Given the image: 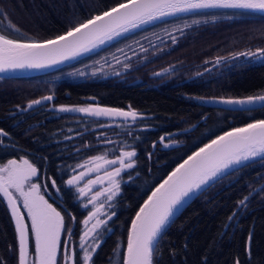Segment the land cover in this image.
Here are the masks:
<instances>
[{
    "label": "trees",
    "instance_id": "trees-1",
    "mask_svg": "<svg viewBox=\"0 0 264 264\" xmlns=\"http://www.w3.org/2000/svg\"><path fill=\"white\" fill-rule=\"evenodd\" d=\"M121 1L0 0V32L43 40ZM176 26H180L177 35ZM157 33L162 39L153 45L152 35ZM124 44H129L131 54L122 59V65L131 67L126 72L104 77L108 72L104 68L74 79L67 75L86 61L105 59ZM260 48H264V14L204 10L157 22L60 69L0 77V129L7 133L0 136V162L21 155L32 161L44 195L62 215H69L73 232L80 233L75 220L86 209L65 186L73 166L87 155L134 149L135 166L123 174L120 191L108 209L109 232L93 251L95 257L108 256L111 264H122L130 221L168 171L220 132L264 118L262 107L244 111L212 103L215 98L264 93V59L233 58L258 53ZM217 58H222L219 63ZM136 77L139 80L134 81ZM46 96L53 99L26 107ZM91 101L136 109L142 116L133 120L49 107ZM109 118L117 122L106 125L103 120ZM102 131L111 138H103ZM76 143L82 148L75 149ZM64 223L69 226L67 219ZM237 260L264 264V159L260 158L224 173L187 203L164 229L154 254V264H236ZM104 261L99 259V264ZM0 264H19L15 219L2 193Z\"/></svg>",
    "mask_w": 264,
    "mask_h": 264
},
{
    "label": "snow or ice",
    "instance_id": "snow-or-ice-1",
    "mask_svg": "<svg viewBox=\"0 0 264 264\" xmlns=\"http://www.w3.org/2000/svg\"><path fill=\"white\" fill-rule=\"evenodd\" d=\"M244 9L264 12V0H126L120 2L102 14L94 15L84 22H80L69 28L63 35L55 39L43 42H25L10 39L0 34V72L6 69L17 68H43L74 58L81 51H90L89 45L95 47L97 42L104 43L105 39H112L123 32L129 31V27L138 28L142 24L159 20L162 17L174 16L177 13L194 12L203 9ZM199 23V21H193ZM13 30L19 32V29ZM257 52L264 56V48ZM235 55L256 56L257 53H239ZM217 58V63L220 62ZM43 100H52V96H46ZM220 103L228 105H256L264 108V94L248 96L243 99L220 98ZM40 100H33L28 107L40 104ZM61 111H68L61 108ZM92 115L118 114L124 117L137 118L135 111L124 112L119 109L88 108L78 109ZM251 111L252 109H243ZM7 133L0 129V136ZM111 143V141H106ZM135 150L122 151L115 159L108 160L105 156L92 157L90 161L78 167L86 168L76 175L71 176L66 183L69 186L78 184L86 175L98 172L103 165H119L111 171H105L110 187L97 191L89 200L95 202L98 197L108 193L106 199L111 201L120 188L116 179L121 172L132 169L135 166ZM264 159V119L254 120L243 127L233 128L223 135L217 136L197 151L193 152L170 172L162 180L141 205L132 221V227L128 235L127 252L122 264H154V254L163 238L164 229L172 222V217L183 206L187 198L202 193L211 181H214L227 169L234 166H242L253 159ZM103 161V164L96 163ZM93 163L94 167H88ZM37 168L24 159L21 162L9 160L6 165L0 167V193L7 198L11 207V214L15 218V229L18 234V261L19 264H27L30 233L34 237L33 264H57V254L60 246L61 232L71 234V228L65 226L64 216L41 194L42 186L39 183H31V178L37 175ZM75 172V169H73ZM104 177L97 176L89 179L84 187L78 188L81 196L92 190V186L104 182ZM131 178V174L129 173ZM27 185V190H26ZM47 188V185L44 186ZM52 187H56V181L52 180ZM15 190L22 198L23 208L27 210V217L31 226L25 223L24 214L18 206V198L13 196ZM59 191V189H57ZM240 201L243 205L245 200ZM87 207V205H85ZM103 205L89 212V220L100 213ZM72 219H75L72 217ZM231 219V217H230ZM104 223L97 219L90 231H95L99 224ZM88 233L86 232L85 235ZM83 239V237H82ZM84 250V264L91 259V252ZM95 251V248H92ZM72 259L67 253L65 242V264ZM73 264L76 261L73 260ZM236 264H240L237 260Z\"/></svg>",
    "mask_w": 264,
    "mask_h": 264
},
{
    "label": "rangeland",
    "instance_id": "rangeland-1",
    "mask_svg": "<svg viewBox=\"0 0 264 264\" xmlns=\"http://www.w3.org/2000/svg\"><path fill=\"white\" fill-rule=\"evenodd\" d=\"M179 28H180V26H176V27L173 28V29H175L173 31L175 35H177L175 33V31H177ZM9 31H11V30H9ZM159 34L160 33L152 35V39H156L155 41H153V45L158 44L159 42H157V41L162 39V37H159ZM17 35L20 38H25L24 36H20L19 34H17ZM171 35L172 34H166L165 36L170 38ZM129 48H130L129 44H124L123 46L120 47L117 56H111V57L108 56V59H106L107 57L105 58L106 60L103 58V59H99V60L86 61L85 63L81 64L78 68L69 71L67 73V75H69V78L74 79V78H77L79 76H84L87 73H91L92 71H95V70H97V71L102 70V69H104L107 66H109L110 68H109L108 72L104 75V77L105 76L117 75V74L122 72L121 68L124 67L122 65V59L125 58V60H126L127 57L131 56V54L129 52ZM257 55L259 56L258 57L259 59H264V56H261L259 53H257ZM104 64H106V65H104ZM133 73L134 72L131 71L130 75L133 74ZM136 78L137 79H134V81L139 80V77H136ZM42 98L43 97L39 98V100H42ZM34 100H38V99H34ZM44 101H46V100H44ZM44 101H42V102H44ZM31 102H28L26 107H28V105ZM89 106H92L93 108H105L104 105H101V103L95 102V101L94 102L91 101L90 104H88V102H86V103H80V104H58V105H51L50 104L49 105V107L57 108L59 110L62 107L63 108H67V109H69V111H79L78 109L88 108ZM123 110H125V109H123ZM132 110H134L135 112H139L136 109H132ZM127 111H129V110H127ZM137 115L138 116H142V114H137ZM103 121L106 122L105 123L106 125H111L113 122H117V121H114L113 119H110V118H109V120L105 119ZM97 127H99V126H97ZM101 133H102L103 138H111V134L109 132L102 131ZM94 142L98 143L100 141H94ZM80 148H82V145L80 143H76L75 144V149H80ZM132 150H134V149L123 148V149L120 150V152L117 155H111L108 152H106V153H97L95 155H87L85 157L80 158L77 161V163L73 166L74 167L73 169H75V172L73 170L70 171V175L65 179V186L66 187H71L73 189V191L75 193V197H76L75 201H77L79 206L84 207L86 209V211L81 216L78 217L77 221L75 220V225L77 226V229L80 231V233H77V231L73 232V229L70 227L71 224H72V220L70 219L69 215L63 214L64 219H67L68 222H69V226H67L66 224H65V226L68 227V228H71V234L69 235L66 232H63V231L61 232L60 246H59V250H58V254H57V264H65V260H64L65 242L67 244V253L72 258V259H70L68 261V264H73V260L76 261V264H83L82 260H83V256H84V250H82L81 245H83V249L88 250L92 254L93 253L92 248L96 249L97 246L99 245V243L102 241V239L105 238L106 234L109 232V230L107 228V223L109 222L110 218L107 216V213H108V209H109V207L111 205V201L112 200L108 201L106 199L108 193H105L104 195H101L93 203H89V200L91 199V197L97 191H102L103 189L110 187V185L108 183V180H107V177H104V173H105V171H111L113 168L118 167L119 165H103V167L98 172L93 171V172L89 173L88 175H86L84 177L83 180L79 181L78 184H76V185L69 186L66 183V181L69 178H71V176L76 175V174H78L81 171H86V168L78 167V165H84L85 162L90 161L92 157L105 156L106 159L111 160V159H115L117 156H119L122 151H132ZM24 159L28 160L30 163H32L35 166V164L32 161H30L25 156L21 155V156H18V157L7 158L5 161L0 162V167L6 165L9 160H16L19 163V162H21ZM133 160H134V158H133ZM96 163L103 164V161H97ZM87 166L88 167H94V164L93 163H88ZM127 170L128 169H126L125 171L121 172V175L116 178L119 181V184L121 183V180L123 179V174ZM97 176L104 177V182L100 183V184L93 185L91 191H88L86 193V195L81 196L79 191H78V188L84 187V185L87 183V181L89 179H96ZM30 182L31 183H39V181L37 180V176L32 177ZM26 190H27V185H26ZM10 191L13 192V196L14 197L18 198V204L22 208V211H23V213H24V215L26 217L25 218V222H27V224L29 226V229H30L31 221L27 217V210L23 208L22 198L19 197V194L16 193L14 189L10 190ZM119 191H120V188H119ZM41 194L44 195V193L42 191V188H41ZM45 199H47L46 196H45ZM48 202L51 203L49 200H48ZM85 205H87V207H85ZM100 205H103V208L101 209L100 213H98L97 216L91 218L89 220L88 224L85 225L84 221L86 219H88L89 212H92L96 207H100ZM53 207H55V206L53 205ZM63 213H65V212H63ZM97 219H99L101 221H104V223L99 224L96 227L95 231H90V229H92V226L94 224H96ZM86 232L88 233L87 235H85ZM82 237H83V239H82ZM31 242H32V246H31ZM33 253H34V237H32L31 233H30L29 248H28V255H27V264H33Z\"/></svg>",
    "mask_w": 264,
    "mask_h": 264
},
{
    "label": "water",
    "instance_id": "water-1",
    "mask_svg": "<svg viewBox=\"0 0 264 264\" xmlns=\"http://www.w3.org/2000/svg\"><path fill=\"white\" fill-rule=\"evenodd\" d=\"M121 2H126V0H123V1H121ZM119 3H120V2H119ZM116 4H118V3H116ZM116 4H114V5H112V6L108 7V8H106L105 10L110 9L111 7L115 6ZM219 9H224V8H218V9H203V10H196V11H194V12H200V11H204V10H219ZM105 10H103V11H105ZM224 10H244V9H224ZM103 11H101V12H99V13H96V14H94V15L102 14ZM244 11L258 12V13L264 14V12L255 11V10H244ZM194 12L177 13V14L174 15V16H166V17H162V18H160L159 20H155V21H151V22L146 23V24H142V25H140L138 28H131V27H129V31H127V32H123V33H121V34L118 35V36L114 35L112 39H105L104 43H99V42H97V44H96L95 47H92L91 45H89V48L91 49L90 51H81L80 54L77 55V56H75L74 58H69V59H67V60H63V61L60 62V63L54 64V65H51V66H47V67H43V68H17V69H6L5 71L0 72V77H28V76H32V75H36V74H42V73H45V72H48V71H52V70H56V69L63 68V67H65L66 65H71L72 63H76V62H78V61L81 60L82 57H84V56H87V55H89V54H91V53H93V52H97V51H99V50H101V49H103V48H105V47L111 45V44L114 43L115 41H117V40H119V39H121V38H123V37H125V36H128V35H132V34H134V32H136V31H138V30H140V29H144V28H146V27H148V26H150V25H153V24H155V23H157V22H160V21H165V20H168V19H171V18H174V17L180 16V15H183V14L194 13ZM94 15H92L91 17H93ZM91 17H89V18H87V19H90ZM87 19H85L84 21H86ZM84 21H82V22H84ZM67 30H69V29H67ZM67 30H66V31H67ZM66 31H64L63 33H61V34H59V35H63ZM0 34H3V33L0 32ZM3 35H5V34H3ZM59 35H57V36H59ZM5 36H7V37L10 38V39L22 40V41H25V42H43V41H46V40H49V39H55V38L57 37V36H54V37L46 38V39H43V40H26V39H20V38L11 37V36H8V35H5ZM214 65H215V64H212V65H210V66L204 68L203 70H201V71L195 73L194 75H197V74L203 73V72H205V71H208V70L211 69ZM263 94H264V93H263ZM259 95H261V94H259ZM253 96H254V95H253ZM246 97H248V96H246ZM246 97H239V98H235V99H243V98H246ZM219 99H220V98H215V99H213V100H212V103H214V104L217 105V106H220V107H223V108H227V109H245V108H247V109H252V108H259V107H261L259 104H256V105H243V106H241V105H228V104L220 103V102H219ZM224 99H228V98H224ZM38 100H39V99H38ZM40 101H44V100L42 99V100H40ZM101 109H118V108L105 107V108H101ZM119 110H122V111H124V112H128L127 110H123V109H119ZM101 116H107V117H118V118H119V117H124V116H121V115H118V114H115V113L110 114V115H101ZM262 119H264V118H262ZM257 120H259V119H257ZM253 121H254V120H253ZM253 121L247 122V123H245V124H243V125H240V126L231 127V128H229V129H226V130L220 132L219 134L215 135L214 137H212L211 139H209L208 141H206V142L203 143L202 145H200V146H198L197 148H195V149H194L193 151H191L188 155H186L183 159H181L178 163H176V164L174 165V167L171 168V169L168 171V173H167V174H166V175H165V176H164V177H163V178H162V179H161V180H160V181H159V182H158V183L152 188V189H154L159 183H161L162 180H163L164 178H166L167 175H168L170 172H172V170H173L174 168H176V166H177L178 164L183 163V161H184L185 159H187V157L190 156L193 152L197 151L199 148L203 147L205 144L209 143L211 140L215 139L217 136L223 135L225 132H228V131H230V130L233 129V128L243 127L244 125H246V124H248V123H251V122H253ZM254 159H257V158H253V159H251V160H254ZM251 160H249V161H251ZM249 161H247V162H249ZM247 162H245V163H247ZM236 167H238V166H234V167L231 168V169H227V170H225L224 173H226V172H228V171H230V170H232V169H234V168H236ZM224 173H223V174H224ZM223 174H221V175H223ZM221 175H220V176H221ZM220 176H219V177H220ZM216 179H217V178H216ZM212 182H213V181H211L210 183H212ZM210 183H209V184H210ZM206 187H207V186H206ZM152 189H151V190H152ZM151 190L149 191V193L147 194V196L144 198V200L141 202V204H140L139 207L137 208L136 212L134 213V215H133V217H132V219H131V221H130L129 228H128V233H127V238H126V243H125V247H124V251H123V257H124V255H126V252H127V241H128V235H129V232H130L131 227H132V221L135 219V217H136V213L139 211L141 205H143L144 201H145V200L148 198V196L151 194ZM198 194H199V193H198ZM198 194L193 195L191 198H187V199H186V202H185V203L183 204V206H182V207L176 212L175 216L180 212V210H181V209H182L187 203H189V202H190L195 196H197ZM5 198H6V197H5ZM6 200H7V198H6ZM18 206H19V205H18ZM10 208H11V207H10ZM20 210H21V208H20ZM21 212H22V210H21ZM22 213H23V212H22ZM175 216H173L172 219H173ZM14 219H15V218H14ZM24 222H25V221H24ZM25 223H26V222H25ZM122 262H123V259H122Z\"/></svg>",
    "mask_w": 264,
    "mask_h": 264
},
{
    "label": "flooded vegetation",
    "instance_id": "flooded-vegetation-1",
    "mask_svg": "<svg viewBox=\"0 0 264 264\" xmlns=\"http://www.w3.org/2000/svg\"><path fill=\"white\" fill-rule=\"evenodd\" d=\"M118 55V51H117V54L116 55H113V56H117ZM106 59H108V57L106 58ZM105 59V60H106ZM97 60H99V59H97ZM104 60V61H105ZM124 60V59H123ZM109 62V61H108ZM104 65H106V64H104ZM128 64L127 63H124L123 62V68H121L122 69V73H124V72H126L127 70H129V66H127ZM108 69L109 70V66L108 67H105V69ZM100 71V70H99ZM27 223V222H26ZM100 245V244H99ZM98 245V246H99ZM97 246V248L96 249H98L99 247ZM95 254H91V259L87 262V264H99V259H103V260H105L104 262H102V263H100V264H111L112 262L109 260V257L108 256H104V255H99V256H94ZM83 261V260H82ZM96 262V263H95ZM83 264H84V261L82 262Z\"/></svg>",
    "mask_w": 264,
    "mask_h": 264
},
{
    "label": "bare ground",
    "instance_id": "bare-ground-1",
    "mask_svg": "<svg viewBox=\"0 0 264 264\" xmlns=\"http://www.w3.org/2000/svg\"><path fill=\"white\" fill-rule=\"evenodd\" d=\"M94 53V52H93ZM47 101V100H46ZM126 118H129V117H126Z\"/></svg>",
    "mask_w": 264,
    "mask_h": 264
}]
</instances>
